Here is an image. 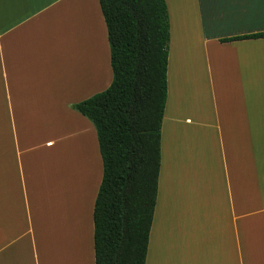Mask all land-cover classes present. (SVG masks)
<instances>
[{
	"label": "crops",
	"instance_id": "crops-1",
	"mask_svg": "<svg viewBox=\"0 0 264 264\" xmlns=\"http://www.w3.org/2000/svg\"><path fill=\"white\" fill-rule=\"evenodd\" d=\"M160 170L145 264H264L260 0H164ZM113 79L98 0H0V264H94L103 168L72 107Z\"/></svg>",
	"mask_w": 264,
	"mask_h": 264
},
{
	"label": "trees",
	"instance_id": "trees-1",
	"mask_svg": "<svg viewBox=\"0 0 264 264\" xmlns=\"http://www.w3.org/2000/svg\"><path fill=\"white\" fill-rule=\"evenodd\" d=\"M112 83L72 108L96 131L94 264H145L158 190L170 24L164 0H98ZM264 39V33L222 42Z\"/></svg>",
	"mask_w": 264,
	"mask_h": 264
},
{
	"label": "snow or ice",
	"instance_id": "snow-or-ice-1",
	"mask_svg": "<svg viewBox=\"0 0 264 264\" xmlns=\"http://www.w3.org/2000/svg\"><path fill=\"white\" fill-rule=\"evenodd\" d=\"M261 4L264 5V0H260Z\"/></svg>",
	"mask_w": 264,
	"mask_h": 264
}]
</instances>
